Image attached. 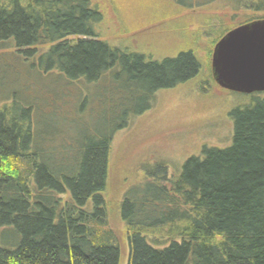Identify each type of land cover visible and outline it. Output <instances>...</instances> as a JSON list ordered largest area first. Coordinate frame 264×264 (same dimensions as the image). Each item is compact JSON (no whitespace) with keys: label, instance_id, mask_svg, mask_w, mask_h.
Segmentation results:
<instances>
[{"label":"trees","instance_id":"1","mask_svg":"<svg viewBox=\"0 0 264 264\" xmlns=\"http://www.w3.org/2000/svg\"><path fill=\"white\" fill-rule=\"evenodd\" d=\"M103 20L92 0H0V70L56 71L64 81L52 94L62 100L69 84L94 83L109 72L113 86L144 101L141 110L158 90L200 72L191 49L158 61L100 39ZM3 75L0 264H120L105 189L112 137L132 109L126 107L122 126L108 135L97 131L70 155L62 140L49 148V134L38 132V103L19 98ZM85 104L77 94V112ZM228 115V147L203 146L178 174L169 175L164 162L145 165L142 179L124 190L117 209L126 264H264V92Z\"/></svg>","mask_w":264,"mask_h":264},{"label":"rangeland","instance_id":"2","mask_svg":"<svg viewBox=\"0 0 264 264\" xmlns=\"http://www.w3.org/2000/svg\"><path fill=\"white\" fill-rule=\"evenodd\" d=\"M92 2L104 15L100 39L158 61L191 49L200 62V72L184 84L155 92L147 110H141L146 107L144 101L128 98L126 89L113 86L115 75L109 72L94 83L84 79L81 84L68 83L64 87L68 93L64 100L54 95L60 92L63 86L60 82L64 81L56 71L45 73L24 66L17 67L15 73L6 70L0 73H4V84L17 90L19 98L26 103H38V132L49 134L52 140L49 148L58 147L62 140L69 147L68 153H75L97 131L108 135L122 126L126 107L132 109L128 114L133 116L112 137L105 189L109 223L120 237V264H126L125 228L117 205L124 190L142 179V167L164 162L169 175L178 174L189 157L201 156L203 146L230 145L233 126L228 113L238 105H246L252 94L230 92L214 82L212 52L227 31L263 19L264 0H245L240 5L237 0L187 1L193 7L183 6L177 0ZM10 58L6 56L3 60ZM77 94L86 100L81 112H77ZM53 99L59 103H54L56 111L50 107ZM133 111L144 112L136 115Z\"/></svg>","mask_w":264,"mask_h":264},{"label":"water","instance_id":"3","mask_svg":"<svg viewBox=\"0 0 264 264\" xmlns=\"http://www.w3.org/2000/svg\"><path fill=\"white\" fill-rule=\"evenodd\" d=\"M211 76L230 92H264V20L238 26L215 44Z\"/></svg>","mask_w":264,"mask_h":264},{"label":"flooded vegetation","instance_id":"4","mask_svg":"<svg viewBox=\"0 0 264 264\" xmlns=\"http://www.w3.org/2000/svg\"><path fill=\"white\" fill-rule=\"evenodd\" d=\"M192 7H193V6H192ZM259 20H264V18H263V19L252 20V21H249V22H246V23H242V24H240V25H238V26H241V25H244V24H247V23H250V22H254V21H259ZM238 26H237V27H238ZM235 28H236V27H235ZM229 31H230V30H229ZM227 32H228V31H227ZM227 32H226V33H227ZM226 33H225V34H226ZM225 34H224V35H225ZM224 35H223V36H224ZM223 36H222V37H223ZM222 37H221V38H222ZM221 38H220V39H221Z\"/></svg>","mask_w":264,"mask_h":264}]
</instances>
